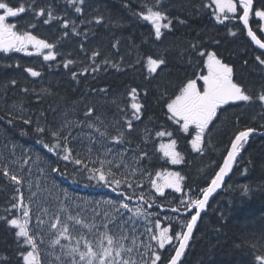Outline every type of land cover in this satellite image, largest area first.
<instances>
[{"label":"trees","instance_id":"trees-1","mask_svg":"<svg viewBox=\"0 0 264 264\" xmlns=\"http://www.w3.org/2000/svg\"><path fill=\"white\" fill-rule=\"evenodd\" d=\"M7 2L11 6L24 4L27 9L31 0ZM254 2L255 9L264 10V0ZM34 3L36 11L51 8L54 16L62 19L45 24V17L26 10L9 22L15 23L19 31H30L53 43L52 51L57 55L55 60L45 61L42 54L0 51V127L4 134L49 154L55 167L61 168L64 174L53 172L63 178L66 176V183L71 187L88 192L110 191L154 212L162 228L172 224L173 232L177 231V216L183 223L184 218L190 219L194 212V209L185 211L177 198H201V190L219 171L235 135L247 128L264 129V102L257 99L264 93V66L257 57L264 59V52L246 37L241 15L220 23L213 16L210 0H84L83 5H78L83 9L81 13L75 12L69 0H34ZM147 4L161 9L172 21L170 28L163 29L161 39L156 38L151 22L139 15L146 11ZM63 20L70 22L68 29H64ZM255 23L253 18L254 28ZM233 32L236 34L232 35ZM94 51L100 53L95 57V64ZM200 51H215L218 58L233 68L235 81L254 100L240 101L224 110L206 135L208 143L197 152L191 145L194 135L183 132L181 125L170 119L167 103L188 80L196 79L199 72L205 70L207 55L200 57ZM149 56L164 58L163 70L158 68L150 73ZM68 59L75 63L64 68L63 61ZM28 68L41 75L31 76ZM133 88L137 89L142 105L139 119L131 108L133 100L129 93ZM90 108L92 116H100L113 124L108 129L112 137L124 134L122 144L140 155L147 172H179L184 178L182 192L167 190L161 196L154 189L148 190L147 184H141L140 179H127L131 188L123 182L119 188L114 184L106 186L88 179L87 171L79 170L80 165L63 161L56 152H50L49 147L57 143L51 131L60 128L68 117L87 119L85 113ZM26 119L31 123H25ZM37 125L44 127L45 132L37 133ZM67 131L65 129V134ZM158 132L172 134L170 139L176 140L181 163L172 164L160 151L159 142L169 138L168 135L158 136ZM60 143L62 148H72L74 156L79 153L88 163L77 138L70 136L67 143L63 140ZM2 168L0 166V217L16 218L21 213L11 206L18 202L20 193L24 203H28L27 188L23 181L17 186L4 176ZM116 178L123 179V176L117 173ZM177 207H180L179 214L172 211ZM29 228L32 229L30 224ZM16 231L18 229L5 219H0V264H24L21 252L31 250L29 245L22 243L23 238L18 240ZM36 239L42 264H46V250L41 247L37 235ZM176 243L174 240L173 244ZM172 252V246L168 245L160 250L158 264H167ZM260 256H264V135H255L248 139L229 177L209 202L180 264H259L257 258Z\"/></svg>","mask_w":264,"mask_h":264},{"label":"snow or ice","instance_id":"snow-or-ice-1","mask_svg":"<svg viewBox=\"0 0 264 264\" xmlns=\"http://www.w3.org/2000/svg\"><path fill=\"white\" fill-rule=\"evenodd\" d=\"M74 8L75 12L81 13L83 11L82 7L78 5H83L84 0H69ZM215 3V12L213 13L216 16L217 21L223 23L225 20L230 18H235V14L238 11V4L242 6V15L239 17L243 21L244 26L249 25L250 15L254 13L256 17H259L261 20H264V10L254 11L253 9V0H214ZM29 11L34 15L40 17H45L43 23L48 24L54 19H62L60 17L54 16L51 8L45 9L40 8L39 11H36V6L34 0H31L30 7L26 9L24 4L19 6H11L7 0H0V51L8 52H25L27 55H32V52H29V46L35 49L36 54H42L45 61H52L56 59L57 53L52 51L55 47L53 43H49L45 39H40L38 36L32 34L30 31H19L17 30V25L15 23H10L9 18H16L20 14ZM231 14V16H230ZM140 17L148 22H151L155 28V36L157 39H160L163 35L162 29H168L171 27L172 21L165 16L164 12L161 10H154L153 7H147L146 11H142ZM102 17L97 19V23L100 22ZM167 20V23L163 21ZM64 29H68L69 21L63 20ZM258 23V22H257ZM35 27V25H32ZM72 30L75 31V23L72 22ZM79 34V33H78ZM235 35L236 33H231ZM64 35L67 36L68 32L65 31ZM247 35L251 37L252 41L255 42L261 49H264V42L257 38L256 33L252 30L251 27L248 28ZM83 47V46H81ZM195 47V45H193ZM49 50L47 53L44 50ZM100 53L93 52V63L95 64V57L99 56ZM207 55V74L201 75L199 79L203 81L202 86H197L196 79H190L187 83L180 89L179 95H176L171 102L167 103V110L171 113L170 119L176 121L177 124L181 125L183 132H189L191 126L194 127L195 137L191 140L192 148L200 152L204 143V133L208 129L209 124L217 117L218 110L224 105H228L230 102L242 101V102H251L254 100L252 95L247 94L245 89H243L238 83L233 81V68L223 62L218 58L215 51L204 52L200 51L199 56L204 57ZM261 64H264V59L257 57ZM75 62L71 59L63 61V67L69 68L70 65H73ZM105 64L108 63L107 60L104 61ZM164 58L153 59L151 56L147 59L148 70L150 73H155L157 69H161L162 65H165ZM113 67H118L113 65ZM95 71V67L92 69ZM84 71H87L85 69ZM27 72L33 77H39L41 73L35 71L32 68H28ZM76 73L73 72V76ZM13 84L16 83L15 80L12 81ZM27 92V89H24ZM129 95L132 97L133 102L131 103V108L135 110L136 119H139V113L141 111L142 105L138 101V92L136 88L131 89ZM258 101L264 102V93H261L257 97ZM264 106V105H262ZM86 117L91 118L92 109H88L85 113ZM23 118V117H22ZM95 120L103 121L99 116L95 117ZM25 123H31L30 120H24ZM11 123V121H9ZM72 122L65 121L60 128L51 131V136L55 137L57 143L55 147H49L50 152H56L59 159L63 161L71 162L74 165H80V171H87L88 179L95 180L97 183L103 182L106 186L116 185V188H119L121 183H126L129 188L132 187L131 183L127 181V175H135L136 169L132 165L128 164L122 154L119 155V161L115 159H95L91 158L92 148L89 147V155L86 157L88 163H85V158H81L80 154L77 153L73 155V149L70 147H61L60 141L63 140L65 143L68 142V138L72 135L71 132ZM89 128H95L96 132L99 133L100 137L107 138V131H101L95 123H89L87 125ZM131 121L128 122V127L131 128ZM68 129L67 134H65V129ZM35 131L37 133H44L45 128L37 125ZM255 131L253 128H247L246 130L239 131L235 135L234 141L231 142V150L227 152V156L223 159V166L219 168V171L215 173V177L211 179V185L209 187L203 188L202 195L203 199L196 198L192 199L189 197L185 200L183 197H178L177 199L182 205L185 211L196 210L195 214L190 216V219L185 217L184 222L181 223L179 215L177 216L175 222V228L178 230L173 232L172 224H169L167 227H160V220L156 219L154 221V227L159 228L160 231L158 234L153 233L152 228H146V234L149 235L150 240H154L156 243L157 251H151L152 245L140 241L135 235L134 226L131 231L133 234L129 235V232L125 231L124 225L116 224L114 220H110L109 223H113L116 231L111 232L108 229V224L103 225L104 231L100 232L97 230L96 233H93V240H89L84 235H80L78 239L75 240V243H72L73 236L69 233V227L67 224H60L59 219L56 220V223L50 225L52 229H56V238L51 240L52 245H60V254L55 257V264H158L161 262V254L159 250L165 249L166 245L172 246L174 255H170L168 258V264H180L182 255L185 252V249L188 247V242L192 237L193 229L197 225V221L201 218V213L205 209L209 196L221 187L224 177L232 171L233 164L236 162L237 156L240 154L241 150L244 148V145L248 142L249 136ZM158 136L163 137L164 135L171 136L172 134L165 132H158ZM118 143L124 141V134L121 132L119 135L112 137ZM42 142V141H41ZM95 138L89 137V143H95ZM48 147V145H45ZM176 140H171L168 144H161L160 150L163 152L165 157L170 158L172 164H179L182 162V157L179 152L175 150ZM61 152L63 153L61 155ZM112 152L111 148L105 146V156ZM147 155V153H145ZM29 159H31L29 157ZM89 164L93 165L89 167ZM98 165V166H96ZM121 165H124L125 169L131 167L132 171L130 173H124L123 179H117V172L121 169ZM113 169H116L114 171ZM54 172L64 173L59 167H53L51 169ZM2 174L8 177L13 181L17 186L21 185L22 178L18 177L15 173L10 174L7 167L2 168ZM151 175V174H149ZM158 180H162V183H157L156 180H152L151 184L156 189L161 196L164 195L165 188L174 189L175 192H181V182L183 177L179 172H168V173H157ZM114 191L116 189H113ZM19 192V188H17ZM33 195H35L33 193ZM14 199H16L14 197ZM141 200H144L143 196H140ZM108 203L113 204L115 207L117 202L109 201ZM31 201L26 205L24 203L23 194H19L18 202L12 204L13 209L20 211L21 215L16 218L7 219L6 217H0V219H5L6 223L11 225L14 229H18L15 232L18 240L23 238L22 243L29 245L31 250L25 249L21 252V255L24 260V264H42L40 249L37 244L36 231L40 227V224L43 221L39 217H36L35 230L29 228L31 221ZM152 207L151 204L148 205ZM125 210H129L128 204H121ZM120 207L116 208V211H120ZM47 211L46 209L44 210ZM172 211L179 214L180 207L172 209ZM147 214L142 208L138 207L135 209V216L140 217L144 216L147 218ZM69 219H75L77 224H82L83 222L74 217H69ZM130 222V221H129ZM60 224V227L57 228V225ZM88 227L89 230L94 225H84ZM186 229V230H185ZM66 239L69 241L67 245L61 244V239ZM177 241L178 244L174 245L173 241ZM127 241V243H126ZM81 242L83 243V248H81ZM144 249L145 251H141ZM26 253V254H25ZM259 264H264V256L257 258Z\"/></svg>","mask_w":264,"mask_h":264},{"label":"rangeland","instance_id":"rangeland-1","mask_svg":"<svg viewBox=\"0 0 264 264\" xmlns=\"http://www.w3.org/2000/svg\"><path fill=\"white\" fill-rule=\"evenodd\" d=\"M65 116L68 117L67 114H65ZM95 117L97 116H91V118L87 117V119H71L68 117L67 121L72 122L70 129L72 134L77 135V140L81 142L82 145L87 144L88 149L89 147L92 148L90 155H92L93 160L99 158L109 160L115 159L116 161H119L118 154H122L125 161L136 169V174L134 176L127 175V177L141 180V177L147 175V173L140 165L139 155L127 150L122 144L123 142L118 143L112 139L111 134L108 133L109 126L113 125L111 122H108L107 119H103L99 116L103 121V123H100V121L95 120ZM63 121H65V119ZM63 121L62 123L64 124L65 122ZM112 122H116V124L118 123L116 120H113ZM89 123H95L101 131L106 130L108 133L107 138L100 137L95 128H89L87 126ZM0 131L4 132L1 127ZM89 137L95 138L96 142L90 144ZM170 142L164 141L163 144H168ZM105 146L112 149V152L107 156L104 154ZM0 151L2 152L1 144ZM7 152L8 154H5L2 158H0V162L4 165V167H7L11 173H15L18 177L24 180L29 191V201H31L30 207L33 215L34 230L37 223L36 217H39L40 220L43 221V223L40 224L39 229L35 231L37 235H40V242L46 250V264H55V257L60 254V245H52L50 243L51 240L56 238V229H52L50 225L56 223L57 219H59L60 224L68 225L69 233L73 236L72 243H75V240L78 239L80 235H84L89 240H93V233H96L97 230L103 232V225L105 223L108 224V229L111 234V232L116 231V229L114 228L113 223H109V221L114 220L116 224L124 225L125 231L129 232V235L133 234L129 230L134 226L135 235L138 239L144 243L151 244V251H156L154 249L155 241L150 240L149 235L146 234L145 231L146 228H152V231L155 234H158L160 231V229L158 230V228L154 227L155 219L153 217V213L150 211L143 209L147 214H149L147 218L144 216L136 217L135 209L138 207L129 204V202L123 198L116 197L112 193L103 192L93 194L63 188L47 172L50 162L47 161V159H45L39 151H36L30 146H25L10 140L7 146ZM29 157L31 159H29ZM113 170L116 171V169ZM131 171V167L125 169L124 165H121V169L118 172L124 174L126 172L130 173ZM168 172L169 171L162 170L151 173L146 181L151 183L152 180H156L157 183H162L163 181L158 180L156 174ZM152 187L153 186L151 184L149 188ZM33 193L35 195H33ZM109 201L117 202L115 207L113 204L108 203ZM125 203L128 204L129 210H125L120 207L121 204ZM117 207H120L119 212L116 211ZM45 209L47 210L46 212L44 211ZM69 217L79 219L83 223L77 224L75 219H69ZM60 224L57 225V228L60 227ZM85 224L94 225L95 227H93L90 231L88 227H84ZM68 243V240L63 238L61 239L62 245H67ZM81 248H83L82 242ZM141 251L145 250L141 249Z\"/></svg>","mask_w":264,"mask_h":264},{"label":"water","instance_id":"water-1","mask_svg":"<svg viewBox=\"0 0 264 264\" xmlns=\"http://www.w3.org/2000/svg\"><path fill=\"white\" fill-rule=\"evenodd\" d=\"M250 26L248 25V26H246V28H247V30H248V28H249ZM251 38V37H250ZM258 38V37H257ZM252 40V39H251ZM254 42V41H253ZM255 43V42H254ZM256 46L259 48V49H261L257 44H256ZM261 50H264V49H261ZM256 133H259V134H264V132H259V131H254L252 134H256ZM231 150V149H230ZM234 165V164H233ZM233 168V167H232ZM229 174H230V172L228 173V175H226L225 177H224V180H223V182H222V185L224 184V182L226 181V179L228 178V176H229ZM221 185V186H222ZM219 188H221V187H219ZM218 188V189H219ZM218 189H216V191L215 192H213L212 193V195L211 196H209V199H208V202H209V200L211 199V198H213V196L216 194V192L218 191ZM202 199H203V197H202ZM208 204V203H207ZM206 208H207V205H206V207H205V209L202 211V213L206 210ZM202 213H201V216H202ZM200 220V219H199ZM199 220L197 221V224H198V222H199ZM197 226V225H196ZM196 226L194 227V229H193V233H194V230H195V228H196ZM193 233H192V235H193ZM190 241V240H189ZM189 243V242H188ZM186 250V249H185ZM183 256V255H182ZM182 258V257H181Z\"/></svg>","mask_w":264,"mask_h":264},{"label":"bare ground","instance_id":"bare-ground-1","mask_svg":"<svg viewBox=\"0 0 264 264\" xmlns=\"http://www.w3.org/2000/svg\"><path fill=\"white\" fill-rule=\"evenodd\" d=\"M90 38V37H89Z\"/></svg>","mask_w":264,"mask_h":264}]
</instances>
